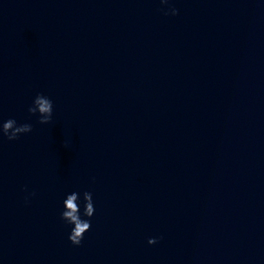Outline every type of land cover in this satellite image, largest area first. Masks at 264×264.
<instances>
[{
  "label": "clouds",
  "instance_id": "1",
  "mask_svg": "<svg viewBox=\"0 0 264 264\" xmlns=\"http://www.w3.org/2000/svg\"><path fill=\"white\" fill-rule=\"evenodd\" d=\"M161 4H168L169 0H160ZM175 16L178 10L175 8L165 12V15ZM29 113L36 115L39 114V123L48 124L52 119L53 103L43 94H37L33 100L32 106L28 109ZM32 131L30 124H17L16 120L8 119L0 123V135L7 137L8 140H16L21 134L29 133ZM31 195H35L32 193ZM80 193L72 192L66 196L63 201V211L61 212V219L67 224L72 225L69 233V241L74 246H79L84 239V234L91 229V217L95 213L94 201L91 192L83 193L84 211L83 216L89 219H82L80 213V206L78 200ZM150 245L157 243V238H150L148 240Z\"/></svg>",
  "mask_w": 264,
  "mask_h": 264
}]
</instances>
